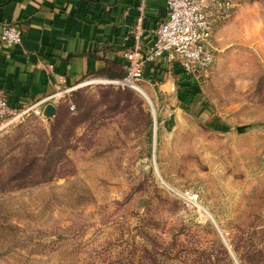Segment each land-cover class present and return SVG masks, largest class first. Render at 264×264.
<instances>
[{"label": "rangeland", "instance_id": "1", "mask_svg": "<svg viewBox=\"0 0 264 264\" xmlns=\"http://www.w3.org/2000/svg\"><path fill=\"white\" fill-rule=\"evenodd\" d=\"M238 3L188 94L87 76L0 132V264H261L264 0Z\"/></svg>", "mask_w": 264, "mask_h": 264}, {"label": "crops", "instance_id": "2", "mask_svg": "<svg viewBox=\"0 0 264 264\" xmlns=\"http://www.w3.org/2000/svg\"><path fill=\"white\" fill-rule=\"evenodd\" d=\"M168 13L165 0H0V30L12 23L22 32L20 42L0 40V93L15 107L38 102L44 114L48 102L56 106L64 88L87 76L124 74V36L133 44L140 27L139 42L149 46ZM225 24L214 27L211 43ZM140 86L158 102V95L175 88L188 94L198 82L159 57L143 67Z\"/></svg>", "mask_w": 264, "mask_h": 264}, {"label": "built area", "instance_id": "3", "mask_svg": "<svg viewBox=\"0 0 264 264\" xmlns=\"http://www.w3.org/2000/svg\"><path fill=\"white\" fill-rule=\"evenodd\" d=\"M238 1L165 0L169 13L158 24L153 43L147 47L140 44V27L133 30V44H128V36H124L122 56L125 59V72L120 77L107 80L121 87L134 88L140 82L145 64L159 57L167 63H178L189 78L206 80L217 61L216 50L210 40L214 27L228 18ZM21 39L22 32L17 25L7 23L1 26L0 40L7 45ZM37 103L15 107L0 93V132L23 121L35 111ZM181 196L198 205L197 192L185 189Z\"/></svg>", "mask_w": 264, "mask_h": 264}, {"label": "water", "instance_id": "4", "mask_svg": "<svg viewBox=\"0 0 264 264\" xmlns=\"http://www.w3.org/2000/svg\"><path fill=\"white\" fill-rule=\"evenodd\" d=\"M44 114L47 116L53 115L56 112V106L52 103V102H48L45 106H44ZM174 122V115L171 113L169 115V118L165 119L163 121V125L166 128H170V124Z\"/></svg>", "mask_w": 264, "mask_h": 264}, {"label": "bare ground", "instance_id": "5", "mask_svg": "<svg viewBox=\"0 0 264 264\" xmlns=\"http://www.w3.org/2000/svg\"><path fill=\"white\" fill-rule=\"evenodd\" d=\"M100 80H105V81H107V79H100ZM100 80H97V79H96L95 81H100ZM93 81H94V80H93ZM93 81H92V82H93ZM134 88L137 89V90H139L140 92L142 91L141 93H143V94L147 97V99L151 102V99H150V98L148 97V95L143 91L142 87H141L139 84L135 85ZM151 104H152V102H151ZM152 106H153V105H152Z\"/></svg>", "mask_w": 264, "mask_h": 264}, {"label": "trees", "instance_id": "6", "mask_svg": "<svg viewBox=\"0 0 264 264\" xmlns=\"http://www.w3.org/2000/svg\"><path fill=\"white\" fill-rule=\"evenodd\" d=\"M123 75V73L122 74H120L118 77H120V76H122ZM191 97H192V94H191ZM262 262H261V264H264V254L262 253V260H261Z\"/></svg>", "mask_w": 264, "mask_h": 264}]
</instances>
